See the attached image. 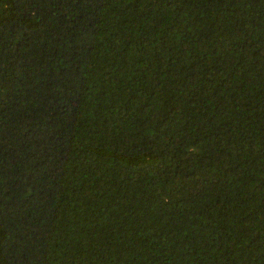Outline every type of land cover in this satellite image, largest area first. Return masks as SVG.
<instances>
[{
	"label": "trees",
	"instance_id": "obj_1",
	"mask_svg": "<svg viewBox=\"0 0 264 264\" xmlns=\"http://www.w3.org/2000/svg\"><path fill=\"white\" fill-rule=\"evenodd\" d=\"M0 264H264V0H0Z\"/></svg>",
	"mask_w": 264,
	"mask_h": 264
}]
</instances>
